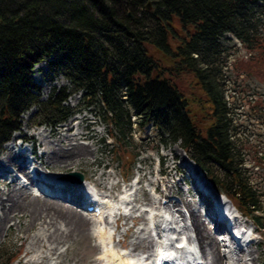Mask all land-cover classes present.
I'll list each match as a JSON object with an SVG mask.
<instances>
[{"label": "trees", "instance_id": "obj_1", "mask_svg": "<svg viewBox=\"0 0 264 264\" xmlns=\"http://www.w3.org/2000/svg\"><path fill=\"white\" fill-rule=\"evenodd\" d=\"M227 34L250 53L234 65L264 82V0H0V148L21 129L24 113L36 108L38 126L56 127L76 112L66 104L71 96L82 93L120 145L133 147V128L151 124L162 144H180L264 229V192L245 176V140L222 69L201 58ZM44 60L48 73L71 84L45 99L34 79Z\"/></svg>", "mask_w": 264, "mask_h": 264}, {"label": "rangeland", "instance_id": "obj_2", "mask_svg": "<svg viewBox=\"0 0 264 264\" xmlns=\"http://www.w3.org/2000/svg\"><path fill=\"white\" fill-rule=\"evenodd\" d=\"M261 21L263 23V17ZM220 43V46L213 47L208 55L201 58L208 61L207 63L214 64L222 69L220 78L226 82L222 86L227 91L226 97L230 96L231 110L235 118L234 124L238 128L239 135L241 134L245 140L242 143L244 165L247 169L245 176L255 184H259L260 192L263 194L264 82L241 71L242 69L234 65L237 60L247 58L250 55L239 39L227 34L224 39H221ZM48 70L47 66L45 75L39 76L34 68V79L41 86L44 99L52 93L54 87L62 88L71 85L64 75L53 72L48 73ZM188 82L190 83L191 80L186 77L184 85H187ZM251 101H256L254 103L255 109L252 108L253 103ZM66 104L76 112L65 123L56 127L50 125L38 126L36 124L38 120L35 115L36 108H32L29 113L23 114L21 131L14 133L11 137L12 140L19 137V135H26L34 138L35 142L38 141L42 144L41 146L36 142L39 156L45 153L42 160H39L40 166L38 165L43 173L55 174L54 177L57 178L58 175L65 176L70 172H82L90 182L98 185L99 189L104 190L106 194L111 192L112 195H118L124 190V180L127 181V185H130L134 177L144 176L140 184L142 189L138 191V202L141 204L143 201L149 202L151 200L150 179L153 180L152 178L156 177L159 169L165 168V180H162L159 185V190H164L160 194V198L169 194L166 199L168 203L170 199L179 202L185 198L188 201L199 200L197 194L194 193L197 192V186L191 178V172L180 166L182 164L197 166L202 174L207 175V173L198 164L191 161L180 144L169 141L162 144L157 130L154 126L148 124L144 128H138L137 126L133 128V133L128 137L132 139L133 147H127L125 144L120 145V140L110 136L112 125L103 117L101 110L94 106L89 109L84 106L82 93H74ZM134 120L135 122L138 121L136 116H134ZM68 126H71V132L67 131ZM43 130L46 136L44 141L40 139V133H43ZM80 130L84 133L82 138H77V140L71 142L86 147L88 153L85 156L73 159L69 163L54 162L48 157L50 148H46L45 143L48 144L47 147L67 149L71 143L69 141L72 139L71 134L79 133ZM9 143L2 144L0 157L6 151V146ZM12 144L14 145V143ZM158 160L161 161L160 165ZM177 168L183 169V175L185 177L189 176V181L185 183L182 179L178 185L170 189L169 186L176 180L175 178L177 180L182 178L181 175L173 177ZM213 169L219 175L222 174L217 167ZM19 175L21 174L19 173ZM21 176L26 179L23 175ZM0 187L5 190L3 186ZM219 187L222 186L219 185ZM29 190L36 192L37 187L29 185ZM188 190H191L193 195ZM38 193L40 192L38 191ZM46 197L52 199L51 195L43 194L41 196L42 200H45ZM77 197L80 198V196ZM263 198L264 196H262ZM196 200L191 201V203L195 205ZM63 203L83 211L80 204ZM208 206L204 204L201 209L204 210ZM193 208L195 207L193 206ZM135 214L140 215L141 211H137ZM7 217H10L8 225L6 224V227L3 225L0 230V260L2 262H7L11 255L17 253L20 255L19 259L13 264H106L101 258L103 246H96L97 241L93 235L92 227L88 230L87 235L80 236L74 234L73 228H70L67 222L50 215L44 214L42 217H35L31 212H27L24 214H10ZM140 220L141 218L138 220L139 223L129 220L128 225L122 224L117 230L114 244L117 245L119 250L132 255L148 253L149 251L152 253L155 246H147V249L142 246L136 250L135 246L130 245L131 242L139 244L140 241H144L146 243L147 238L151 240L148 231H142L145 223ZM261 221L264 223V217ZM246 222L249 227L258 228L257 238L259 243L246 246L244 253L240 249L230 251L226 246H222V251L225 250L229 255V260L226 259L228 261H224L222 264H230L231 261L234 264H262L264 262V229L259 228L252 218H247ZM134 224H137L136 228L133 227ZM211 224L215 225L214 223ZM127 226L132 227L128 230H132L126 231ZM221 237L223 235H220ZM201 251L200 248L202 259L207 264H211L209 251Z\"/></svg>", "mask_w": 264, "mask_h": 264}, {"label": "bare ground", "instance_id": "obj_3", "mask_svg": "<svg viewBox=\"0 0 264 264\" xmlns=\"http://www.w3.org/2000/svg\"><path fill=\"white\" fill-rule=\"evenodd\" d=\"M46 70V61H41L39 64L37 63L35 65V72L38 73L39 76L45 75ZM226 98L229 103V97L227 96ZM229 105L231 104L229 103ZM71 129V126H68L67 131ZM44 133V130L43 133H40V139L43 141L46 137ZM82 135H84V133L81 130L79 133L71 134L72 139L69 141L71 142L77 140V138H82ZM36 142L38 143V141ZM40 145L42 146V144ZM47 146L48 144L45 143V147L50 148L48 157L54 162L69 163L73 159L80 158L88 153L86 147L73 142L70 143L67 149ZM24 151L25 149L19 148L18 145H13L12 142H10L6 146L4 154L0 157V186L5 188V190H3L2 187H0V230L3 225L4 227H6V224L8 225L10 221L8 219H10V217L7 216L10 214L31 212L35 217H42V215L46 214L67 222L69 227L73 228L74 234L80 236L87 235L88 230L92 227L93 235L97 241L96 246H103L101 258L106 264H152L153 262L151 259L154 257V249L152 253L150 251L148 252L149 254L146 259L130 258L133 256L131 253H125L119 250L117 245L114 244L115 235L122 224L128 225L129 220H134V223H139L138 220L141 218L145 223V227L142 231H148L151 240L147 238L148 241H146V243L140 241L139 244L131 242L130 245L135 246L136 250L140 249L142 246H144V248L147 246H172V251H165L163 254H165V261L172 259L173 262L175 261V264H198L199 260H196V258L198 256L197 250L200 253V248L202 251H209L211 264H222L224 261L229 260L228 252L225 250L222 251L221 249L222 246H226L224 243L226 239L220 238L221 233L227 230V223L222 220L221 217L219 218L220 214L216 208H218L217 203H219L220 200L225 199L228 204L230 201L227 199L226 195L220 196L216 194L210 182L206 180V175L201 174L199 182L201 183L203 181L201 184L202 188L205 189L206 186V188L212 189L211 191L215 195V198L211 200V196L202 194L200 200H191L192 202H194V200L198 202H196L195 205L192 204L191 201H188L187 198L180 202L170 199L169 203L164 204L162 200L165 198L167 199L169 194L160 198V194H162L164 190H159V185L162 180H165V175L160 177V173L156 174V177L149 181V185L151 186V200H149V202L141 201V204L138 202V191L142 189V186L136 188L134 195H132L133 185L127 190H122L118 195H112L111 192L106 194L104 190L99 189L103 195L99 202L102 206L103 215H114V219L108 221L106 217L96 216L94 212H83L74 209L73 206H68L63 203L70 202L72 204H81L84 196L93 189L92 185L99 188L98 185L90 182L86 177L85 181L82 183L70 182V180L65 179L62 175H58V181H54L56 179L49 177L47 183L43 181L46 185H42L39 174L41 172L39 169V160H42L45 153H42V156H39V154L36 155V163H31L32 161H30L29 156ZM31 167H33L34 170L36 167L35 174L36 176L38 175V178L34 175L33 170H30ZM180 167H186V169L191 172L190 175L194 182L198 180L192 176L193 173H201V170L197 166L182 164ZM177 169L179 170V168ZM160 172L166 173L165 168H161ZM19 173L26 177V179L21 180ZM143 178L144 176H140V179ZM175 179L176 180L169 186L170 189L178 185L183 178H179V180H177V178ZM29 184L37 187V191H30ZM45 187L49 189V194L52 196V199L46 197L44 198L45 200H42L43 198H41V196L47 194L43 189ZM38 191L40 193H38ZM190 193L193 195L192 192ZM77 196H80V198ZM206 203H209V206L205 211L201 209V206ZM193 206L195 208H193ZM233 207L237 208L232 203L231 208ZM129 208L131 209L130 213L122 212ZM184 208L187 209L188 214L184 212ZM137 211H141V214L136 215L135 212ZM244 223L246 225L248 224L247 222ZM136 225L137 224H134L133 227L136 228ZM127 227L126 231L132 228ZM253 229L257 230L258 228L254 227ZM174 246H176V248H174ZM180 246L186 247L179 249L178 247ZM240 251L244 253V248H240ZM174 255L180 256V258L178 259ZM202 258L201 256V259ZM255 263L257 262L255 261ZM205 264L207 263L205 262ZM230 264H234L233 261H231Z\"/></svg>", "mask_w": 264, "mask_h": 264}, {"label": "water", "instance_id": "obj_4", "mask_svg": "<svg viewBox=\"0 0 264 264\" xmlns=\"http://www.w3.org/2000/svg\"><path fill=\"white\" fill-rule=\"evenodd\" d=\"M147 9H151V2L148 3ZM43 62H45V60ZM64 177L69 178L71 181L77 183H82L85 180V175L82 172H70ZM262 264H264V262Z\"/></svg>", "mask_w": 264, "mask_h": 264}, {"label": "built area", "instance_id": "obj_5", "mask_svg": "<svg viewBox=\"0 0 264 264\" xmlns=\"http://www.w3.org/2000/svg\"><path fill=\"white\" fill-rule=\"evenodd\" d=\"M229 103H230V96H229Z\"/></svg>", "mask_w": 264, "mask_h": 264}]
</instances>
